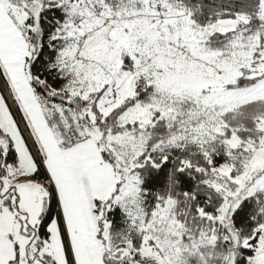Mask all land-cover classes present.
I'll return each mask as SVG.
<instances>
[{
	"label": "rangeland",
	"instance_id": "rangeland-1",
	"mask_svg": "<svg viewBox=\"0 0 264 264\" xmlns=\"http://www.w3.org/2000/svg\"><path fill=\"white\" fill-rule=\"evenodd\" d=\"M36 1L39 0L31 2ZM56 1L67 14L54 37L62 42L57 64L69 78L68 91L87 98L105 88L97 107L106 116L132 98L136 81L145 78L155 87L151 103L137 102L119 116L117 124L136 123L144 129L157 113L158 119H168L179 128L175 136L168 138H151L145 133L107 137L116 171L103 161L91 140L60 149L46 159L44 168L55 190L71 255L72 250L76 251L75 235H87L89 249L103 245L97 238L94 240L96 216L92 200L108 198L118 181L115 202L126 209L133 223L140 217L138 177L133 169L136 156L148 142L225 143L234 148L241 145L249 152L241 174L231 175L232 165L214 169L215 178L210 184L222 192L225 200L219 220L228 218L241 197L256 192L264 195V118L259 121L262 136L257 142L218 137L223 132L221 116L225 112L252 100H264V23L250 32V18L238 15L197 26L188 9L176 0H117L113 6L102 0ZM19 2L3 0L16 24L22 26L28 13ZM257 17L264 19V0ZM227 31L236 33L229 49L222 52L206 47L210 35ZM124 65L131 68L125 69ZM241 77L254 78L256 82L241 88L229 87ZM2 79L8 96L14 100L7 81ZM14 104L19 109L15 100ZM9 141L14 144L19 166L3 165L5 174L0 173V264H51L48 255L54 257V241L37 242L47 190L33 176L34 162L0 97V145L4 147ZM25 200H31L28 211ZM143 226L141 223L146 234L138 252L127 240L118 246H111L107 240L105 251L124 257L130 264H187L190 254L217 238L214 231H208L184 243L171 200L158 205L147 226ZM259 229L248 264H264V228ZM254 235L255 232L245 238L243 244L247 246Z\"/></svg>",
	"mask_w": 264,
	"mask_h": 264
},
{
	"label": "trees",
	"instance_id": "trees-1",
	"mask_svg": "<svg viewBox=\"0 0 264 264\" xmlns=\"http://www.w3.org/2000/svg\"><path fill=\"white\" fill-rule=\"evenodd\" d=\"M20 2L22 0H19ZM32 1V0H26ZM113 6L117 0H102ZM119 1V0H118ZM190 12V18L197 26H206L219 20L234 19L238 15L250 18L247 27L254 32L264 19L257 17L261 0H176ZM19 2V5H20ZM43 4L40 23L42 35L34 33L33 22L28 14L20 30L27 42L29 56L26 57V71L30 86L37 98L46 123L57 139L61 150L87 141H93L98 147L104 162L112 164L116 171L114 157L106 145V138L123 133L141 134L148 137H173L179 128L168 119H158L155 113L152 124L142 129L138 124H117L119 116L137 102L151 103L155 96V87L147 84L145 78L136 81L134 96L108 115L102 116L98 110V101L105 88L82 97L68 91L69 78L58 67V53L62 46L59 38L54 37L57 30L67 18V14L56 0H39ZM235 31L217 32L210 35L205 45L210 50L226 51L235 38ZM124 61L129 58L124 56ZM123 68L130 69L131 65ZM0 71V96L11 114L27 151L34 162L33 176L43 182L47 195L43 200V212L39 218L37 229L38 243L49 238L48 226L54 219L58 221L64 243L68 264H73L71 252L61 218V213L53 185L43 166V156L35 142L22 112L15 109L13 98L7 91ZM256 79L239 78L230 88H241L254 84ZM6 88V90H5ZM7 91V92H6ZM19 113V114H18ZM23 119V122L20 120ZM264 118V100H252L239 105L222 116L223 132L219 138L230 139L235 136L241 142H257L262 131L259 121ZM249 152L243 146L230 147L225 143H178L156 144L148 142L135 158L133 171L138 177V202L140 217L133 223L128 212L115 202L119 181L111 195L104 199H95L93 212L96 216L97 238L102 243L103 260L106 264H130L120 255H109L105 250L106 241L112 246L129 241L138 252L141 248L147 226L156 207L167 200L172 201V213L182 226V241L189 243L203 233L214 231L217 235L213 244L201 246L190 254L187 264H224L231 245L226 232L231 225L240 235L241 244L237 250L236 264H248L254 255L261 227L264 228V195L256 192L241 197L237 206L227 219H218L225 202L221 191L210 184L215 178V168L232 165L231 175L243 172ZM3 165L19 166L18 154L14 144L9 141L4 147L0 145V173L5 174ZM143 226V227H144ZM255 232L248 245L243 241ZM108 237V239H107ZM51 264H56L48 255ZM137 259L138 256L136 255Z\"/></svg>",
	"mask_w": 264,
	"mask_h": 264
},
{
	"label": "crops",
	"instance_id": "crops-1",
	"mask_svg": "<svg viewBox=\"0 0 264 264\" xmlns=\"http://www.w3.org/2000/svg\"><path fill=\"white\" fill-rule=\"evenodd\" d=\"M27 53L28 45L19 25L16 24L12 16L9 14L3 0H0V71L11 89L14 100L26 120L30 133L40 148L44 166L47 158L55 154L57 155L61 150L58 146L56 137L46 123L37 98L30 86L29 77L26 71ZM47 148H49L50 151H47ZM26 196L27 194L25 192V197ZM94 200L95 199L92 200V203ZM30 201L31 200H25L24 208L26 211H28L31 206ZM48 231L49 238L47 241H54L53 258L56 264H68L66 253H64L65 248L59 224L56 219L50 222ZM94 233V240H96L97 224ZM87 238V235L85 238L80 235H75L73 237V241L76 243V251L72 250L71 255L73 264H106L103 260L102 245L100 244L98 247V245L95 244L96 246L93 247L92 245L91 249H89V246L86 243ZM69 241L73 249L74 246H72V239L70 238Z\"/></svg>",
	"mask_w": 264,
	"mask_h": 264
},
{
	"label": "water",
	"instance_id": "water-1",
	"mask_svg": "<svg viewBox=\"0 0 264 264\" xmlns=\"http://www.w3.org/2000/svg\"><path fill=\"white\" fill-rule=\"evenodd\" d=\"M21 7L30 15L33 22V31L37 35H42V28L40 23L41 13L43 4L39 1L30 2L22 0L20 3ZM226 232L230 237L231 245L228 250V255L224 264H236L237 250L240 247L241 240L240 235L233 229L231 225L227 226Z\"/></svg>",
	"mask_w": 264,
	"mask_h": 264
},
{
	"label": "built area",
	"instance_id": "built-area-1",
	"mask_svg": "<svg viewBox=\"0 0 264 264\" xmlns=\"http://www.w3.org/2000/svg\"><path fill=\"white\" fill-rule=\"evenodd\" d=\"M19 114V113H18ZM20 120L23 122L22 118L20 117Z\"/></svg>",
	"mask_w": 264,
	"mask_h": 264
}]
</instances>
